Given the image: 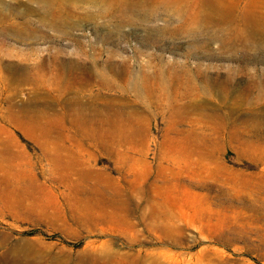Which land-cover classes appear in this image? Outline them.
Listing matches in <instances>:
<instances>
[{"label": "rangeland", "instance_id": "rangeland-1", "mask_svg": "<svg viewBox=\"0 0 264 264\" xmlns=\"http://www.w3.org/2000/svg\"><path fill=\"white\" fill-rule=\"evenodd\" d=\"M0 264H264V0H0Z\"/></svg>", "mask_w": 264, "mask_h": 264}]
</instances>
